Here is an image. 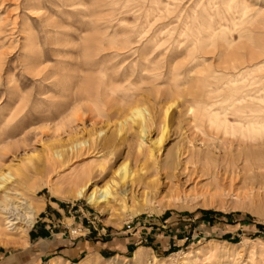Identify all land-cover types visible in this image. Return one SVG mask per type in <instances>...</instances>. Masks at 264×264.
Returning a JSON list of instances; mask_svg holds the SVG:
<instances>
[{
  "label": "rangeland",
  "instance_id": "374dc122",
  "mask_svg": "<svg viewBox=\"0 0 264 264\" xmlns=\"http://www.w3.org/2000/svg\"><path fill=\"white\" fill-rule=\"evenodd\" d=\"M245 66L264 75V0H0V175L18 171L0 198L7 191L39 209L31 226L19 222L0 238V264H264V150L251 163L260 170H244L242 160L224 162L221 133L193 143L186 135L187 91ZM168 89L183 96L156 150L160 165L141 172L160 183L143 212L131 201L103 210L70 198L79 170L102 186L124 162L145 163L137 126L110 147L102 137L76 147L117 130L105 96L155 102Z\"/></svg>",
  "mask_w": 264,
  "mask_h": 264
},
{
  "label": "bare ground",
  "instance_id": "6f19581e",
  "mask_svg": "<svg viewBox=\"0 0 264 264\" xmlns=\"http://www.w3.org/2000/svg\"><path fill=\"white\" fill-rule=\"evenodd\" d=\"M221 49L223 50V48ZM232 66L233 70L238 68L237 66ZM250 69L245 66L243 70H240L239 73L235 75H212L211 77H207L206 83L199 85L197 89H191V91L189 89V91H187L191 99L185 101V103H187L185 121L188 132L186 135L189 143H193L194 140L197 139L201 141H205V138L214 139L215 135L217 136L221 133L223 137L222 140L224 139V148L230 151H225L224 154L226 159L224 162H226L228 166L232 164L236 165L239 160H242L245 163L242 167L244 170H252L253 167L255 168L257 166L260 170L262 166H255L251 163L253 159H257L258 161L256 157L262 154L264 150V75H254L255 70ZM260 70H263V68ZM216 80L221 82L220 87L215 85ZM153 89H155V87ZM100 90L102 91V89ZM156 90L157 88L154 91ZM165 90L164 92L163 90L162 92L159 91V93L156 92V96L154 95L155 102H151L152 100L149 96H143L144 94L140 96V93H138L140 94L138 95L139 97L134 95L133 100H130L129 103L125 101V103L115 101V98L111 97L112 92H109V94H111L110 97L109 95L105 96L107 114L111 117L120 119L119 123L117 122L118 124L116 125L118 127L117 130L109 134V132H107L109 127L106 130L101 128L100 131L96 133V137L78 141L75 143L76 147L83 150L82 148L87 147L88 144L90 147L92 142L100 137L104 140L103 144L110 147L115 141L114 134H119L125 129L128 131L130 128L137 126L139 130L138 146L140 150H143L146 157V159L144 158L145 163L138 167L137 170H134L129 168V162H124L115 170V176H113L110 181H106L102 186L97 185L93 170L91 171L90 168L79 170L68 182V193L70 198L76 200L85 199L90 205L103 210L109 206L114 208L117 204L125 210L129 208L128 203L131 201L132 204L130 209L133 206L135 210H140V213L143 212L141 210L151 201L153 195L152 191L155 188L157 189L160 183L159 179L155 178H150V180L145 181L141 172L145 171L144 165H147L151 160H153L155 164H159L156 150L161 148L168 136V119L170 111L176 104V100L183 96L181 92L171 91L170 89L165 92ZM164 99L166 103L165 106L159 107L158 104L163 102ZM114 109L115 113L113 111ZM231 117L233 119H231ZM156 129H158V134L156 138L153 139L151 136ZM236 143L237 145H235ZM73 145L72 149L74 150L75 147ZM234 148L237 149L236 155L233 154ZM194 149L190 148L187 151L194 156L201 153H196V149ZM65 152L66 151L61 149L55 150V156L63 160ZM181 156L182 153H178L173 159H180ZM175 164V160H171L167 162L165 166L166 168L174 169ZM14 172L18 173L17 170L11 168L10 173L8 172L7 174L0 175V189L4 186L5 182L10 181L12 177H14ZM231 180L233 181V178ZM143 181L145 182V189L141 191V188L139 189L138 187H140ZM128 184H130V187H128ZM92 186H94V188H92ZM21 199L22 197H20V201H14L7 191L4 194V198H0V213L6 221L3 226L1 223L2 219H0V238L7 234L6 231H10V233L14 231L19 222H23L27 226H31L34 223L39 209L36 208V204L34 205L30 199H24L25 202L21 201ZM140 255L141 254H137L135 259H139Z\"/></svg>",
  "mask_w": 264,
  "mask_h": 264
},
{
  "label": "crops",
  "instance_id": "0c3cea01",
  "mask_svg": "<svg viewBox=\"0 0 264 264\" xmlns=\"http://www.w3.org/2000/svg\"><path fill=\"white\" fill-rule=\"evenodd\" d=\"M86 246H87V244H83V248H84V250L86 249ZM79 247H81V246H79Z\"/></svg>",
  "mask_w": 264,
  "mask_h": 264
}]
</instances>
